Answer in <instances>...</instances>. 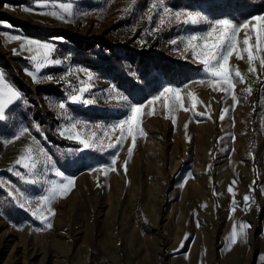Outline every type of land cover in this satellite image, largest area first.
Masks as SVG:
<instances>
[{
  "label": "rangeland",
  "instance_id": "rangeland-1",
  "mask_svg": "<svg viewBox=\"0 0 264 264\" xmlns=\"http://www.w3.org/2000/svg\"><path fill=\"white\" fill-rule=\"evenodd\" d=\"M48 2L45 12H63L51 5L65 3L66 20L37 14L40 8L24 11L33 8V0H0V72L22 96L0 120V264H219L241 224L257 242L264 221V50H253L251 73L246 52L244 59L230 58V68H238L246 81H235V103L232 94L212 89L191 52L181 56L170 44L202 34L206 25L171 23L153 31L160 9H149L156 0ZM164 2L212 21L248 23L238 34V48L244 47L245 33L254 44L264 23L253 19L264 11L245 15L228 0ZM27 39L53 45L52 55L62 63L39 72L52 80L33 82L26 74L33 68L29 57L42 55L13 51ZM80 69L95 77L92 92L85 94L96 99L92 105L67 100L78 94L81 80L87 85ZM166 86L180 90L187 111L178 103L166 109L163 97L148 103ZM58 102L67 107L59 109ZM129 103L145 105L142 132L134 146L127 136L109 148L120 135L111 128L130 114ZM224 109L229 111L221 119ZM77 121L83 136L96 134L97 147L79 151L75 140L59 134ZM24 128L29 132L21 136ZM37 144L47 155L32 152L36 169L17 165ZM114 158L115 170L105 173ZM58 170L63 177L55 175ZM15 171L34 183L21 181ZM68 179L69 192L43 200L52 185ZM8 226L13 234L6 233Z\"/></svg>",
  "mask_w": 264,
  "mask_h": 264
},
{
  "label": "snow or ice",
  "instance_id": "snow-or-ice-1",
  "mask_svg": "<svg viewBox=\"0 0 264 264\" xmlns=\"http://www.w3.org/2000/svg\"><path fill=\"white\" fill-rule=\"evenodd\" d=\"M50 7L48 0H33V8H25L24 11L35 10L36 8H40L41 11L37 14H46L52 15L56 19L66 20V16L64 13H70V8L66 6L65 3H60L59 5L52 4L51 7H59L63 9V12H45L43 9ZM160 9V19L158 21V27L154 28L153 31H157L160 28L164 27L166 24L178 23V24H192V25H206V29L202 34H190L187 37L181 38L180 40L172 39L170 41L171 45H177V51L180 52L181 56H186L187 53L191 52L192 59L194 61H198L203 65V71L205 72L206 77L208 78V83L212 87L213 90L223 91L226 95L232 94V98L235 103H238L236 97L234 95V90L236 87L235 81L239 80L240 83H245L243 74L237 68L234 72L230 68V58L235 55L237 59H244L243 53H247V59L249 62V72H254L255 69L251 66L252 61L254 59V49L256 51L264 50L262 49V45H264V23H261L260 27L256 30L255 43L250 44V36L248 33H245L243 38V48H238L240 43L238 39V34L241 29L249 28L248 23H239L235 22L233 19L229 18H221L216 19L214 21L206 19L198 12H192L187 10H173L165 5L164 0H156L151 5L149 11L153 9ZM254 20L258 22H264V16H256L253 17ZM151 34V33H150ZM12 39H20L19 37H12ZM182 45V47H179ZM41 51L42 55L38 58L36 55H31L29 59L33 61L32 70L26 69V74L30 75L33 79V82H40L41 80H52L53 77L51 75H44L41 77L39 75L41 67L54 66L62 63L61 60L55 59L52 53L55 51L53 45L49 42H40L32 39H27L22 41L20 49H14V52L19 51H27L29 53L33 51ZM38 61V62H37ZM260 63L264 66V57L260 59ZM80 72H83L87 78V85H85V81L81 80L79 82L80 87L78 88V94H72L67 98L69 103H81L83 105H92L96 103V99L93 98H85V94L91 93L93 90V80L95 77L88 72L86 69H80ZM205 81L202 79L200 83H204ZM223 85L221 87H217V85ZM112 91L115 92L116 89L113 87ZM249 94L251 92V88H246ZM169 94V95H166ZM119 95V94H118ZM165 99L164 107L166 109L174 108L178 103L181 108L184 110H188L184 108L183 97L180 94V90L174 87H164L162 91L159 92L158 95L153 96V98L148 102L150 105H154L156 101H159L161 98ZM121 100H127V97L123 95H119ZM22 99L20 92L14 89L11 85L6 83L5 75L0 72V120L5 119L6 109L12 105L14 102H18ZM197 99L194 97L192 102V109H195ZM55 106L59 109L64 110L67 105L65 102H58ZM145 105L143 104H127V109L130 114L126 113V118L121 119L115 125L112 126L111 131L114 133L117 129L120 131V135L115 137L114 142H109L107 147L109 148H117L127 136L132 138L133 146L135 144L136 136L142 132L140 127L141 117L143 115V109ZM229 110L224 109L221 115V119H223V114L227 113ZM155 114L154 111L149 112L148 115ZM81 122L77 121L75 123H71L69 126L64 127L60 130L59 134L70 140H75L81 148L79 151L89 150L94 147H97L95 140V133H92L90 136H83L80 132L76 131L78 126H80ZM97 127H102L101 125H97ZM187 127V125H185ZM37 131H39V127H37ZM29 132L28 128H24L21 130L20 135H24ZM19 138V137H17ZM101 143H103L101 141ZM33 151H38L40 154L47 155L45 150L36 145V148L33 149L29 146L25 150V156L21 157L16 161L17 165H22L23 168L29 169L30 171L36 169L35 158L31 155ZM129 155L132 152V147L128 149ZM24 159H27L28 163H23ZM116 163V159L114 158L111 161V164L107 166L105 169V173L107 170H115L114 165ZM126 164V162H125ZM96 171L97 169H92ZM15 175L25 183H34L33 180H25L24 175L20 171H15ZM55 175L63 177V173L61 171H56ZM234 183V182H233ZM73 185V181L68 179L66 182H61L59 184H54L48 190L46 196L43 197L45 202H51L57 198L59 194L63 197L67 192L70 191L71 186ZM13 191H9V197L14 195ZM229 191H232L231 187ZM250 199L249 196H245L244 200L247 202ZM21 207H24L21 204ZM235 209H233L234 211ZM54 215V212H52ZM47 219V218H45ZM48 227H51L48 224ZM248 227L246 224L240 225V232L237 233L235 228L231 233V242L235 243L237 239V235L244 236L246 233L244 229Z\"/></svg>",
  "mask_w": 264,
  "mask_h": 264
},
{
  "label": "crops",
  "instance_id": "crops-1",
  "mask_svg": "<svg viewBox=\"0 0 264 264\" xmlns=\"http://www.w3.org/2000/svg\"><path fill=\"white\" fill-rule=\"evenodd\" d=\"M246 230V235H237L235 243H228V252L223 254L219 264H264V221L261 220L259 236L253 242L251 230ZM220 257V256H219ZM225 258V259H224Z\"/></svg>",
  "mask_w": 264,
  "mask_h": 264
},
{
  "label": "trees",
  "instance_id": "trees-1",
  "mask_svg": "<svg viewBox=\"0 0 264 264\" xmlns=\"http://www.w3.org/2000/svg\"><path fill=\"white\" fill-rule=\"evenodd\" d=\"M228 1L232 3V7L235 11L242 9V12L245 15H247L248 13L264 11V0H241L237 3V5L233 4L235 3V0H228ZM79 47L83 48L82 45H80ZM74 50H76V48H74Z\"/></svg>",
  "mask_w": 264,
  "mask_h": 264
},
{
  "label": "bare ground",
  "instance_id": "bare-ground-1",
  "mask_svg": "<svg viewBox=\"0 0 264 264\" xmlns=\"http://www.w3.org/2000/svg\"><path fill=\"white\" fill-rule=\"evenodd\" d=\"M6 233L13 234L14 233V230L11 227L8 226V228L6 229Z\"/></svg>",
  "mask_w": 264,
  "mask_h": 264
},
{
  "label": "built area",
  "instance_id": "built-area-1",
  "mask_svg": "<svg viewBox=\"0 0 264 264\" xmlns=\"http://www.w3.org/2000/svg\"><path fill=\"white\" fill-rule=\"evenodd\" d=\"M71 81H72L73 83H76V79H75L74 76H72V75H71Z\"/></svg>",
  "mask_w": 264,
  "mask_h": 264
}]
</instances>
